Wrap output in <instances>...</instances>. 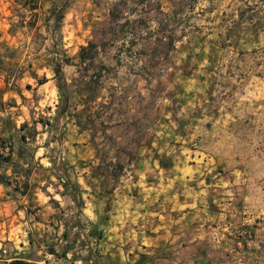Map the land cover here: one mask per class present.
<instances>
[{
  "label": "rangeland",
  "instance_id": "rangeland-1",
  "mask_svg": "<svg viewBox=\"0 0 264 264\" xmlns=\"http://www.w3.org/2000/svg\"><path fill=\"white\" fill-rule=\"evenodd\" d=\"M90 41L99 53L80 64ZM23 123L49 143L52 182L88 174L108 198L144 152L166 166L182 146L204 153L226 184L214 192L220 222L264 240V0H0V129ZM83 145L94 160L70 153ZM61 203L67 231L46 245L59 256L48 263L111 264L105 215L94 224L82 199Z\"/></svg>",
  "mask_w": 264,
  "mask_h": 264
},
{
  "label": "crops",
  "instance_id": "crops-1",
  "mask_svg": "<svg viewBox=\"0 0 264 264\" xmlns=\"http://www.w3.org/2000/svg\"><path fill=\"white\" fill-rule=\"evenodd\" d=\"M23 126L0 129V139L13 147L11 162L0 164V174L15 178L19 186L16 191L0 183V219L9 217L6 232L12 241L10 247L0 242V264L16 259L49 264L50 259H59L55 247L46 245L56 235L66 234L55 209L68 198L82 199L84 218L94 224L105 215L101 229L106 244L99 247L111 264H264V240L258 230L238 232L220 222L226 213L213 209L214 192L226 184L208 176L214 167L204 153L182 146L166 166L144 152L132 175L112 189L108 198L98 192L88 174H78L76 184L52 182L49 143L37 146L40 134L27 135ZM187 138L178 141L185 144ZM22 144L33 146L30 154L20 152ZM70 153H78L79 160L81 155L95 159V150L87 145ZM26 171L31 175H25ZM14 204L12 215L9 208ZM5 223L1 227L7 228ZM69 256L68 251L64 258Z\"/></svg>",
  "mask_w": 264,
  "mask_h": 264
},
{
  "label": "trees",
  "instance_id": "trees-1",
  "mask_svg": "<svg viewBox=\"0 0 264 264\" xmlns=\"http://www.w3.org/2000/svg\"><path fill=\"white\" fill-rule=\"evenodd\" d=\"M123 27H125V25H122L121 28H123ZM99 50H100V46L96 42H93V41H90L87 46H83L81 48L79 56H78L80 64H84L87 61H93L96 58V56L98 55ZM54 72L56 74V77L60 74V71L57 70V69H55ZM39 83L43 84V81H41ZM26 127H27V125H24L21 128V130H23ZM22 140L23 141L26 140V137L24 135H22ZM0 141L5 142V140H3V139H0ZM8 147H9L8 148V153L6 155L0 153V164L11 162L12 153H13V147H12L11 144H9ZM99 169L100 168H98V170ZM97 174L98 175H103V173H100V172H98ZM12 181H14V183ZM0 183L13 186L14 190H16V191L19 189L17 180L15 178H14V180H12L10 177H7L4 174L3 175L0 174ZM26 191H27V187L24 188L23 194H25ZM4 264H32V263H30V262H28L26 260H23V259H16V260H12V261H9V262H5Z\"/></svg>",
  "mask_w": 264,
  "mask_h": 264
}]
</instances>
